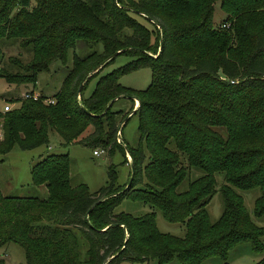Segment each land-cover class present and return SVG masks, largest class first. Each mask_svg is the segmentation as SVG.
<instances>
[{
  "label": "trees",
  "instance_id": "trees-1",
  "mask_svg": "<svg viewBox=\"0 0 264 264\" xmlns=\"http://www.w3.org/2000/svg\"><path fill=\"white\" fill-rule=\"evenodd\" d=\"M215 2L223 18L213 24ZM2 39L30 51L24 63L8 58L13 70L0 67V79L13 86L33 87L36 73L63 63L77 41L89 52L73 56L52 103L41 94L32 99V90L3 99L10 109H0V155L45 145L54 132L64 146L126 152L132 174L117 187L108 168L105 183L89 192L69 184L66 154L39 158L29 178L44 186L45 197L0 193V245H18L24 264H201L212 256L224 261L242 243L263 250L264 227L252 222L233 188H257L251 213L264 214V0H0ZM96 43L100 52L91 50ZM118 54L133 58L100 74ZM141 67L150 73L145 88L118 82ZM120 98L134 99L135 109H113ZM131 113L138 137L127 146L120 129ZM189 167L202 174L177 191ZM216 172L222 208L210 222L205 205ZM122 199L182 223L183 235L159 232L152 210L114 212Z\"/></svg>",
  "mask_w": 264,
  "mask_h": 264
},
{
  "label": "rangeland",
  "instance_id": "rangeland-1",
  "mask_svg": "<svg viewBox=\"0 0 264 264\" xmlns=\"http://www.w3.org/2000/svg\"><path fill=\"white\" fill-rule=\"evenodd\" d=\"M223 18V13L218 8V3L215 2L212 11V23L216 24ZM91 50L96 52L101 51V44L96 43L91 47ZM0 67L13 70L14 67L7 64L8 58H16L19 62L24 63L30 56V51L27 48L21 49L18 41L15 39L5 41L0 40ZM89 48L78 41L74 46L67 50L63 63L58 61L51 62L46 70L36 73L35 84L32 87L30 84L26 85H8L0 79V109L6 103L4 98L24 96L28 91L38 93L44 97L52 96L59 88L64 76L67 74L72 66L73 56L82 57ZM133 57L124 54H118L111 62L106 64L100 71V74L106 73L112 69L120 67L129 62ZM150 73L147 67H141L131 70L118 78V82L133 91H138L145 88L149 82ZM95 78L88 81L83 94L87 95L93 87ZM137 102L133 99L120 98L116 100L112 108L120 110L123 114L130 110L133 111ZM124 124L121 126L122 143L127 146H134L137 142V117L135 113L128 114L124 117ZM119 120V117H118ZM121 139L115 136V143L121 144ZM58 137L54 132L48 133V142L45 145H40L32 149L23 150L17 146H13L6 154L0 155V193L5 196L16 197H45V188L43 185H31L29 178V168L39 158L47 154H66L68 159V178L71 186L83 184L89 192L97 190L107 180L108 168L114 174V185L122 186L129 178V158L125 152L124 156L117 149L107 154L106 150L98 155H92V150H100V148H91L80 144H69L64 146L59 143ZM122 145V144H121ZM180 161L181 155L179 154ZM125 159V162H123ZM128 161V162H127ZM183 160H182V162ZM202 171L189 167L186 170L184 179L176 186V190L180 191L186 187L188 181L200 176ZM214 177V192L209 201L205 205V211L210 222H214L221 212V197L218 187L222 182V176L216 172ZM233 190L240 195L242 203L246 211L250 215V219L256 226L264 227V214L258 218L253 217L251 211L253 200L258 195L257 188L240 190L233 188ZM152 209L147 204L138 201H131L122 199L113 209L114 212L122 211L132 216H139L147 213ZM154 213V223L156 229L161 233H167L174 236H182L184 233V226L182 223H172L165 221L156 209L152 210ZM263 245L261 252H253L248 244L242 243L234 246L227 252V257L224 261L212 256L206 258L201 264H257L258 260L264 255V233L260 237ZM82 253V251H81ZM0 259L2 264H24L23 250L14 243H6L0 245ZM119 264H158L154 260H147L142 262H120ZM163 264H179L175 259Z\"/></svg>",
  "mask_w": 264,
  "mask_h": 264
},
{
  "label": "built area",
  "instance_id": "built-area-1",
  "mask_svg": "<svg viewBox=\"0 0 264 264\" xmlns=\"http://www.w3.org/2000/svg\"><path fill=\"white\" fill-rule=\"evenodd\" d=\"M223 26V25H222ZM25 96V95H24ZM38 96H39V94L38 93H31V98L32 99H35V98H38ZM43 101L45 102V103H52V99L50 98V97H45L44 99H43ZM8 109H10V106L8 105V104H4L3 105V107H2V111H7ZM118 137H119V133H118V131L116 132V138L118 139ZM101 152H103V150L102 149H100V150H96V149H93L92 150V155H98L99 153H101ZM128 162V161H127Z\"/></svg>",
  "mask_w": 264,
  "mask_h": 264
},
{
  "label": "water",
  "instance_id": "water-1",
  "mask_svg": "<svg viewBox=\"0 0 264 264\" xmlns=\"http://www.w3.org/2000/svg\"><path fill=\"white\" fill-rule=\"evenodd\" d=\"M129 167H130V172H129V178H128V181H127V183L129 182V180H130V178H131V174H132V171H131V166L129 165Z\"/></svg>",
  "mask_w": 264,
  "mask_h": 264
}]
</instances>
